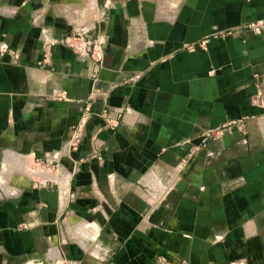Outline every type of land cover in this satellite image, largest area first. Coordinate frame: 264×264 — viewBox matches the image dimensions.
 Here are the masks:
<instances>
[{"label":"crops","instance_id":"1","mask_svg":"<svg viewBox=\"0 0 264 264\" xmlns=\"http://www.w3.org/2000/svg\"><path fill=\"white\" fill-rule=\"evenodd\" d=\"M257 20L264 0H0V264H264Z\"/></svg>","mask_w":264,"mask_h":264},{"label":"built area","instance_id":"2","mask_svg":"<svg viewBox=\"0 0 264 264\" xmlns=\"http://www.w3.org/2000/svg\"><path fill=\"white\" fill-rule=\"evenodd\" d=\"M247 28L249 30H252L254 32H260L263 30L264 28V20H257V21H252L250 22L248 25H247ZM75 49L78 50V48L75 47ZM106 110H103L102 111V116H104V118L106 119ZM89 114L90 116L93 114L91 113V111H89ZM216 135V132L215 131H211L210 133H208L205 138H204V141L207 140V138H210V137H214ZM100 158V157H99ZM57 264H67L66 262H59ZM106 264H115L114 262H111V263H106ZM233 264H248L246 260L244 259H239L237 261H235Z\"/></svg>","mask_w":264,"mask_h":264},{"label":"rangeland","instance_id":"3","mask_svg":"<svg viewBox=\"0 0 264 264\" xmlns=\"http://www.w3.org/2000/svg\"><path fill=\"white\" fill-rule=\"evenodd\" d=\"M2 47L4 48V49H7L8 48V46H5V44H3L2 45ZM9 50V49H8ZM17 55V54H16ZM16 55L14 56H11V57H13L12 58V60L14 61V60H17L18 58L16 57ZM4 164V162H3V159H2V154L0 153V179H2L3 178V176H4V174H3V170H2V165ZM12 168V167H11ZM33 168L32 167H30L29 166V172H31V170H32ZM12 171H13V169H12Z\"/></svg>","mask_w":264,"mask_h":264},{"label":"water","instance_id":"4","mask_svg":"<svg viewBox=\"0 0 264 264\" xmlns=\"http://www.w3.org/2000/svg\"><path fill=\"white\" fill-rule=\"evenodd\" d=\"M101 113H102V110H101V108H99V109L96 111V114L94 115V117H95V118L99 117Z\"/></svg>","mask_w":264,"mask_h":264},{"label":"bare ground","instance_id":"5","mask_svg":"<svg viewBox=\"0 0 264 264\" xmlns=\"http://www.w3.org/2000/svg\"><path fill=\"white\" fill-rule=\"evenodd\" d=\"M8 157H10V158H14L11 154H9Z\"/></svg>","mask_w":264,"mask_h":264}]
</instances>
